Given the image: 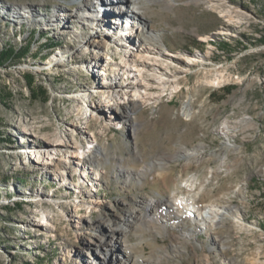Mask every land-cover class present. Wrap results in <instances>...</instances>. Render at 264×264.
Returning <instances> with one entry per match:
<instances>
[{"label":"rangeland","instance_id":"374dc122","mask_svg":"<svg viewBox=\"0 0 264 264\" xmlns=\"http://www.w3.org/2000/svg\"><path fill=\"white\" fill-rule=\"evenodd\" d=\"M111 1H90L61 32L78 0H0V51L19 55L0 66V264H92L88 235L111 240L116 254L104 261L123 264L127 250L108 221L126 228L139 264H264V0L142 2L137 11L168 52L203 61L186 73L175 59L168 73L181 70L178 88L151 82L160 97L129 120L100 107L103 83L130 81L106 70L128 54L116 40H141L119 34L134 12L126 0ZM84 16L118 25L93 28ZM129 21L140 31V21ZM147 68L145 79L154 74ZM188 102L192 116L183 112ZM56 138L106 150L97 163L61 152L55 163L32 164L29 148L54 151L46 141ZM208 205L232 211L213 224L201 215ZM44 213L46 230L37 224Z\"/></svg>","mask_w":264,"mask_h":264},{"label":"bare ground","instance_id":"6f19581e","mask_svg":"<svg viewBox=\"0 0 264 264\" xmlns=\"http://www.w3.org/2000/svg\"><path fill=\"white\" fill-rule=\"evenodd\" d=\"M92 0H78V2L81 4L79 8L77 9L76 14L72 15L69 13L64 12L63 18H64V26L62 27L61 32L68 30L69 31V17L70 18H82L81 15L87 13V11H84L82 7L86 6L87 4ZM103 1V4L108 6L109 3L113 2L111 0H99ZM115 1V0H114ZM125 0H119L118 2H123ZM145 0H126V2L129 4L130 8H133L134 16L128 18H124L122 20L125 27L119 31L120 35H124V37H129L130 35L136 34L141 35L140 44L137 45L135 43H129L128 40L124 41L125 38L120 36L118 41V44L120 43L121 48L124 49L128 54L124 56V62L122 64H119L117 62H114L110 59V62L108 65H106V70L113 71L115 75H120V71L123 72L125 75H127V78H129L130 81L125 83H119L116 80L110 82H105L102 84V95L103 100L100 102V107H105L106 109H109L110 113L113 114L115 111H118L125 120H129L130 113L134 110H136L140 105L144 102H151L154 99H157L160 97V95H153V93L150 91V87L153 82L156 84L158 83V86L162 87L164 90L166 89H177L180 85V81H178V70L172 71V73H168V70L170 68V64H173L175 62V59H180L185 66V69H183L184 72L187 73L186 69H191L192 64H197L199 62L203 61V58L198 57L197 55L193 54H175L173 55L170 51V49L164 44L162 38L159 36L158 32L155 31L153 28L149 27V20L140 12L137 11L139 9V5L142 4ZM149 2H155V1H165L168 6H173L174 0H146ZM210 2L212 5H215L216 0H193L195 3L200 2ZM213 1V3H212ZM101 8L98 12H108V10ZM123 10V8H120ZM125 9V8H124ZM89 10V7H88ZM136 16V18H135ZM138 16V18H137ZM109 17V16H108ZM230 19H232V16H229ZM84 21H88L92 23V27H98L105 30H112L116 29V26L118 25L117 21H112V17L109 18H103L98 19L96 18H89L87 16L83 17ZM130 19L135 20L137 19L142 23L141 29L143 31H139V29L136 28V24L130 23ZM59 16L55 17V20L52 21H58ZM135 30H134V29ZM97 29V28H96ZM132 31H126L130 30ZM145 29L147 31H145ZM98 30V29H97ZM102 38H106L111 41L112 34L105 33V31H99L98 32ZM223 33V32H221ZM98 34V35H99ZM116 36L118 35L117 33ZM110 38V39H109ZM97 44L102 45V41H96ZM95 44V43H94ZM93 44V45H94ZM117 44V43H116ZM157 44V45H156ZM165 47V48H163ZM108 54V53H106ZM108 55H105L104 59H109ZM101 57H98L96 61H93L92 64L95 66L97 65L96 62H101ZM106 61V60H104ZM151 64V65H149ZM152 67V68H147ZM150 70L154 74H151L149 79H145L144 76L146 75L145 70ZM182 71V72H183ZM216 82L220 83V77H216ZM214 81V80H213ZM152 82V83H151ZM212 84H215L213 82ZM85 96V95H84ZM118 99V101L115 102V100ZM95 108L93 111H91V116H89L88 121L85 122L86 124H89V122L92 119H95L97 117L94 116L93 112L99 113L100 107L99 105L94 106ZM192 105L188 102L185 103L183 106V112L186 116H192L193 113L191 112ZM78 126L77 124H72V129L77 130ZM87 127V126H85ZM228 127V126H227ZM29 127L25 123L24 127L21 128V131L26 134L28 133ZM224 133H227L224 131ZM25 137V135H23ZM52 139V141H46L48 145L52 146L54 151H49V146L47 145H35L29 148V151L33 153L34 155V161L32 160V164L36 163L38 165H47L51 163H55L58 156H54V153H61L65 152L70 153L72 157H75L76 159L81 160L83 159L82 163H85L84 161L88 159V163H97L99 160H96L94 158L100 157V155L103 154V152L106 150V147L102 145H96L95 150H86L85 145L80 143L79 140L71 142L67 139ZM90 142V141H89ZM93 142H90V144ZM28 146L30 143H27ZM104 156V155H103ZM31 160V159H30ZM54 161V162H53ZM79 163V162H78ZM99 175V173H98ZM193 186V184H191ZM185 202L186 200H178ZM160 204L159 202H156L154 206L151 207V211L155 212V207H158ZM189 206H191L190 203H188ZM79 206V205H78ZM77 206V207H78ZM169 206V204H166V207ZM194 206V204H192ZM189 210V209H188ZM232 208H223L218 207L217 205H208L205 207V209H202L201 215L205 217L206 221H209L213 224L220 223L222 218L225 215L231 214ZM204 214L206 216H204ZM48 215L44 213L43 217V223H37L39 226H41L44 230H46L47 225H51L50 221L48 220ZM77 217V216H76ZM108 221V220H107ZM108 224L110 225V230L114 233V235H118V237L121 239V242L123 243L126 251L125 258L123 260V264H139V261L141 260L139 257L135 256V254L132 252V246L126 242L125 238L127 235L126 228H119L117 226L118 224L114 225L111 223V221H108ZM221 240V238L219 239ZM83 244L86 245L85 248L91 251V258L93 259L92 264H110L106 263L107 260L104 261L103 254H106L105 252H108V254H116L113 251V244H111V240H105L104 236H92L88 235L86 241H83Z\"/></svg>","mask_w":264,"mask_h":264},{"label":"trees","instance_id":"16d2710c","mask_svg":"<svg viewBox=\"0 0 264 264\" xmlns=\"http://www.w3.org/2000/svg\"><path fill=\"white\" fill-rule=\"evenodd\" d=\"M27 52H28V49H27L26 53ZM15 56H19L18 53L16 52V49L8 48L5 51H0V66L5 64L6 61L11 60ZM21 133L24 134L23 132H21Z\"/></svg>","mask_w":264,"mask_h":264}]
</instances>
